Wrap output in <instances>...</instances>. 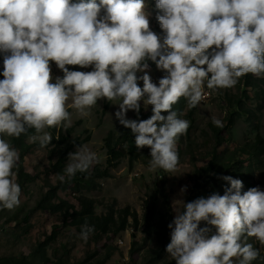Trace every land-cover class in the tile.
<instances>
[{"label": "clouds", "instance_id": "9594fccd", "mask_svg": "<svg viewBox=\"0 0 264 264\" xmlns=\"http://www.w3.org/2000/svg\"><path fill=\"white\" fill-rule=\"evenodd\" d=\"M151 65L161 73L155 80ZM0 67V210L21 204V157L12 141L23 135L47 148L49 129L59 135L73 111L88 117L100 101L116 106L114 118L138 151L150 150L149 172L176 173L191 122L174 106L183 99L190 111L248 75L264 79V0H155L151 11L148 0H0ZM142 109H150L147 119ZM100 163L80 145L57 179L90 176ZM220 179L222 195L172 205L165 251L175 264L264 260V189ZM186 192L182 186L181 197ZM94 231L85 223L78 236L87 243Z\"/></svg>", "mask_w": 264, "mask_h": 264}, {"label": "rangeland", "instance_id": "374dc122", "mask_svg": "<svg viewBox=\"0 0 264 264\" xmlns=\"http://www.w3.org/2000/svg\"><path fill=\"white\" fill-rule=\"evenodd\" d=\"M149 10L155 0H148ZM152 28L159 31L158 24L155 20V13L151 19ZM1 68V67H0ZM153 79H157L161 73L156 71L155 65H151ZM55 74H60L54 68ZM2 79V77H0ZM234 89L224 90L218 94L210 96L197 107L194 120L186 117L187 110L184 112L182 118L188 119L191 126L186 136H183V142L178 144L181 153V165L179 171L176 173H165L158 171L151 173L147 170V165L150 159L136 161L131 166L130 159L124 158L120 161L116 169H112L113 177H105L100 179L104 187L99 190L82 189L79 192H74L72 188L67 191L60 192L63 197L68 198L73 203L77 204L75 199L78 195H87L95 197L106 204H113L116 199V207H125L127 205L136 209L139 214L140 223L137 226L138 230L129 228L121 231L114 239L107 240L105 237H98L92 234L87 241L83 242L78 234L79 231L75 227L63 226L62 216L60 214H52L49 211L32 212L36 201L47 190L46 180L49 179L52 183L57 182V176L53 172H47L51 164L56 163L57 156L61 149L66 148V144L76 139L89 140L84 141L82 145L87 146L89 149L96 151L101 156V163L98 164L103 169L108 167V150L105 147V139L111 134L119 135L123 126L114 118V112L117 110L112 102L100 101L97 106L91 110V114L85 118H79L73 111L72 125L68 129L60 130L59 134L67 136L68 138L62 145L51 142V144L44 149H40L38 144H35L33 152L26 158V170L36 174L39 173L40 178L31 182L27 187L22 190L21 204L18 208L9 210H0V258L8 256H21L27 254L33 258L37 264H57L55 258L60 255V261L63 264H97L105 255L108 245L117 249L112 256L104 264H131L129 249L133 242L132 233L136 232L137 239L142 241L145 236V230L148 228L143 216L145 213V204L151 200L152 195L157 196L156 213L153 216V224L151 229V237L147 247L141 249L135 255V262L137 264H145L146 257L150 251H155L159 247L157 232L160 230V220L166 214L174 215L172 210L173 206H180L178 199L183 198L186 200V195L193 188L196 178V167L205 166L210 160V152L214 145L213 133L210 125H212V117L223 120L232 111L230 106V99L233 95L238 94V86ZM248 98L245 100L246 105L256 110V107L262 103L260 98H257V89H248ZM264 104V103H263ZM150 111V109L148 110ZM113 115V116H112ZM166 115V114H165ZM130 118H136L132 112L128 113ZM69 130L71 132L69 133ZM226 142L219 149V152L231 151L241 146L246 141H255L257 136L264 139V110L257 113L256 117L249 119L247 115L238 116L234 126H232L226 133ZM59 136V135H58ZM29 143V142H28ZM31 144V143H29ZM126 147L127 144H122ZM76 151L74 148L69 153ZM149 149L144 148L140 150V154L147 152ZM68 153V155H69ZM68 155L67 161L68 163ZM55 161V162H53ZM244 164L248 166L251 164L250 160L243 157ZM264 162V158H263ZM165 179V181H164ZM252 180L261 189H264V166L261 170H257L252 176ZM182 186H187L186 194L181 197L180 189ZM207 185L199 187V197H207L203 192ZM163 191H165L171 202V206L165 202ZM96 213L106 212V207L96 204ZM32 214V222L34 226L30 230V234L26 236L23 227L26 225L22 222L19 227L15 220L19 218L22 221L24 215ZM54 225L57 227L58 237L47 246V255L50 259L48 263H43L39 258L34 256L33 249L36 243L44 240L46 235L52 232ZM123 241V243L120 242ZM62 245H66L69 252L63 251ZM264 251V249H262ZM96 251V255L92 256ZM56 255V256H55ZM168 259V254L166 256ZM86 259L87 262L81 260ZM171 260V259H170ZM174 261V260H173ZM175 264V261H174Z\"/></svg>", "mask_w": 264, "mask_h": 264}, {"label": "trees", "instance_id": "16d2710c", "mask_svg": "<svg viewBox=\"0 0 264 264\" xmlns=\"http://www.w3.org/2000/svg\"><path fill=\"white\" fill-rule=\"evenodd\" d=\"M2 70V67L0 68ZM241 85L238 86L239 93L235 94L230 99V108L235 109V111L229 113L225 118V126L221 128L215 127L213 124L210 125L211 131L213 133L214 145L210 152L209 162L202 167L195 169L196 182L189 193L186 195L185 201H191L199 197V187L202 185H207L204 189L205 195L209 196L212 193L224 192V188L227 186L226 182L220 179L222 176L230 175L233 178H237L243 181L244 190H248L251 187L257 186L252 180V176L257 170H261L264 166V139L261 136H257L255 141H246L241 146L235 148L231 151L219 152V149L227 141L226 136L229 129L234 126L236 118L238 116L247 115L249 119L256 117L257 113L264 110V79H257L254 76L248 75L241 81ZM248 89H257V98L262 101L256 107V110L246 105L245 100L248 98ZM245 99V100H244ZM174 109L179 113L180 111L187 110L186 104L183 99L180 103L174 106ZM196 108L192 110H187L186 117L190 120H194ZM151 115V111H141V118L147 119ZM53 136V142L56 145H62L64 141L68 138L67 136L57 135L56 129H49ZM71 130H69V133ZM85 140L76 139L66 144V148L61 149V152L57 156V161L51 164L47 172H53L56 176L57 174H62L65 168V163L67 161V155L70 151L78 146L82 145ZM180 143L183 142V138H180ZM14 147L18 149L20 153V162L17 169V182L20 184L21 189L24 190L27 185L34 182L40 178L39 173H32L26 170L25 160L33 152L35 144H29L26 136H21L18 140L12 141ZM122 144H127L123 147ZM59 147V146H58ZM105 147L108 150V167L103 169L101 166L96 165L92 170L90 176L88 174L77 173L73 180L69 183H60L57 179L56 183H52L49 179L46 180L47 190L42 194V196L36 201L32 212L37 211H49L52 214H60L62 216V225L75 227L77 231L80 232L81 226L85 223L93 225L98 237H105L107 240L114 239L121 231H125L129 228L138 230L137 226L140 223V218L138 211L133 209L131 206L127 205L125 207H116V199H114L113 204H106L105 201H101L95 197L87 195H78L75 199L77 204L70 201L68 198L63 197L60 192L67 191L70 188L74 192H79L82 189L88 190H99L104 187V184L100 179L105 177H113L112 169H116L120 161L124 158L130 159V165L132 166L134 162L150 159L149 154L145 152L140 154L134 144V137L129 129L122 128L119 135L111 133L105 139ZM180 157L181 153L180 152ZM243 157L250 160L251 164L246 166L243 161ZM145 161V160H144ZM165 181V179H164ZM163 196L165 202L168 206H171L170 198L168 194L163 191ZM99 204L106 207V212L96 213L95 205ZM157 196L154 194L151 200L147 201L145 204V213L143 219L148 226L145 230V236L142 241L137 239L136 232L132 233L133 242L129 249L130 263L137 264L134 260L135 255L143 248L147 247L149 239L151 237V227L153 222V216L156 213ZM32 214L28 213L24 215L22 221L16 218L17 225L20 227L22 222L26 225L23 227V231L28 236L30 230L34 226L32 219ZM172 214H166L160 220V230L157 232V238L159 242V247L155 251H150L149 255L146 257L145 264H174V261L168 259L167 253L165 251L166 245L170 242V229L167 225L172 221ZM57 227L59 225H54L52 232L46 235L44 240H40L36 243L33 253L34 256L39 258L43 263H48L50 261L47 255V246L57 239L58 231ZM100 237V238H101ZM251 242V241H250ZM108 249L105 255L97 264H104L112 254L117 250L112 246L106 244ZM258 247V245H255ZM63 251L67 250L66 245H62ZM69 250H67V253ZM96 251L91 254L95 256ZM56 256V255H55ZM261 256L264 257V251L261 249ZM60 255L55 258L57 264H63L60 261ZM82 262H87L86 259L81 260ZM0 264H37V262L30 258L27 254L21 256H8L0 258ZM253 264H264V260L254 261Z\"/></svg>", "mask_w": 264, "mask_h": 264}, {"label": "built area", "instance_id": "2783aa9c", "mask_svg": "<svg viewBox=\"0 0 264 264\" xmlns=\"http://www.w3.org/2000/svg\"><path fill=\"white\" fill-rule=\"evenodd\" d=\"M120 242H121V243H123V241H122V240H120Z\"/></svg>", "mask_w": 264, "mask_h": 264}]
</instances>
